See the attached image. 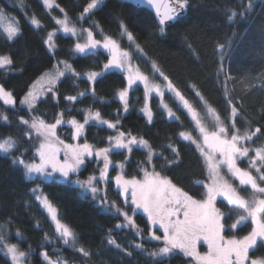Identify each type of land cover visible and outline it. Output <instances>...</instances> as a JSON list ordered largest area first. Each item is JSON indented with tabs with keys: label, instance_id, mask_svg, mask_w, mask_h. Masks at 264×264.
Listing matches in <instances>:
<instances>
[{
	"label": "trees",
	"instance_id": "trees-1",
	"mask_svg": "<svg viewBox=\"0 0 264 264\" xmlns=\"http://www.w3.org/2000/svg\"><path fill=\"white\" fill-rule=\"evenodd\" d=\"M55 1L67 12L71 23L77 28L92 27L94 34L99 36L101 32L93 27V23L98 22L103 34L117 39L121 47L132 53L134 61L140 64L143 59L151 67L152 62H156L190 103L202 112L205 104L195 96V91L198 90L207 101V105L214 108L222 119H226L230 109L224 96L223 77L219 81L216 77V69L219 67L217 45L226 43V39L230 38L232 44L224 60L225 69L234 77L227 81L229 98L238 107L242 106V117H237L238 126L242 130L245 127L252 131L256 127L261 128V132L253 137V141L249 144L253 147L264 145V90L261 89L260 83V78L264 77V0H253L252 12L245 18L238 16L234 22L227 21L226 9L236 8L239 11L240 0H188L187 14L180 18L179 22L166 26L163 35L158 31V21L153 13L126 0H105L82 21L79 20V16L89 0ZM244 2L246 3L247 0ZM0 9L6 15L15 18L21 30L13 41L0 32V54L10 55L13 60L10 70L7 72L0 70V84L12 91L16 99V106L5 105L0 100V112H5L10 118L7 124L0 121V138L9 135L14 137L18 141L19 151L12 155H18L19 152L27 149L24 158L30 160L34 156L32 145L37 144L38 141L35 137L31 140L24 137L23 126L18 124L17 117L29 116L27 107L18 104L32 82L43 71L52 68L56 60L71 62L78 73L100 72L109 54L99 50L96 55H72L70 48L73 47L76 39L63 34L55 36L57 51L55 55L50 53L44 40L48 32L57 28L55 18L62 17V12L55 7L50 10L44 8L41 0H0ZM33 15L40 20L41 27L36 28L30 24ZM121 23L133 34L135 43L143 49L142 53H138L135 46H129L126 37H121ZM144 70L146 75L153 77L155 81L158 79L159 74L155 75L153 70L147 71L146 68ZM241 80L255 84L256 87L246 92ZM126 84L124 73L115 69L98 78L91 86L86 76H81L73 85L72 78L66 75L57 83L59 103L51 99V94H48L38 102L34 114L41 116L48 123H54L55 115L63 112L64 120L74 117L83 122L85 112L82 110L90 108L92 111H100L104 119L115 122L119 112L122 116L119 125L121 131H130L133 135L142 136L156 151H161L162 145L174 144L179 151L181 162L164 170L162 174L168 176L174 184L194 198H204L203 182L208 179V173L203 158L196 151L195 145L178 137L180 131L192 130L194 123L185 111L178 110V104L173 100H170L172 108L180 116L183 124L171 121L158 107V101L154 100V118L153 122L148 124L144 113L140 111L144 104V91L140 85L129 91V111L123 112L122 103L116 93ZM90 87L95 88V98L90 92ZM81 91L86 95L78 97L76 102H68L64 99L67 95H77ZM167 98L171 96L168 95ZM85 128L82 140L86 139L97 148L106 147L107 137L115 135V130L108 129L106 125L96 126L94 122L86 125ZM71 132V127L66 124L57 128V135L66 143H74ZM196 134L193 132L194 136ZM163 154L172 158L171 153L166 149H163ZM12 155L0 153V225L6 226L4 233L7 234L8 240L18 243L25 252L30 251L27 264H44L40 257L42 252H47L55 259L57 254L53 249L56 247L61 248L60 251L69 264H81L84 259L69 247H61L60 243L53 242L57 235L53 231L52 222L31 192V189L37 186L56 206L59 218L76 233L78 237L76 246H83L93 253L86 264H151L146 252H140L131 246L134 242H143L144 247L151 251L162 245L159 241L148 239L146 215L142 212L135 215L137 225L143 229L144 239L141 241L130 230H116L115 225L123 223V218L105 213L98 206V201H94L89 194L82 195L78 188L63 181L45 183H41L40 180L28 181L23 175L22 167L12 163ZM144 158L145 150L133 151L130 162L125 168L127 177L136 175L140 178L142 174L137 173V161H142ZM111 159L118 162L122 161L124 156L113 154ZM155 163L157 170H160L164 161L158 159ZM240 165L245 167L243 162ZM94 168H96L95 160L81 169L79 179H86ZM112 172L116 171L112 170ZM96 174L98 175V172ZM76 178L75 175L72 176L73 180ZM107 197L109 202L116 201L123 207L122 198L118 197L111 183L107 185ZM222 201L223 199H216V206L226 211L224 208L226 201L223 203ZM248 227L250 224H245L233 230V233L240 237L247 234ZM109 229L113 230L112 235L117 242L132 253L131 256L106 243L102 244ZM17 231L20 236L16 235ZM233 233H225V235ZM45 234L48 235L50 243L45 241ZM258 252L257 254L264 255V248H259ZM0 264H10V260L3 253H0ZM165 264L194 263L192 258L177 253L166 260Z\"/></svg>",
	"mask_w": 264,
	"mask_h": 264
},
{
	"label": "snow or ice",
	"instance_id": "snow-or-ice-1",
	"mask_svg": "<svg viewBox=\"0 0 264 264\" xmlns=\"http://www.w3.org/2000/svg\"><path fill=\"white\" fill-rule=\"evenodd\" d=\"M139 4H146L155 9L158 18V31L161 35L165 34L166 26L169 22H179L183 11L188 7V0H136ZM103 0H89L79 16V20H84L97 9ZM45 8H52L55 0H43ZM253 10V0H240L239 11L236 8H227V21L234 22L239 16L245 18ZM64 12L63 8H60ZM6 14L0 9V20ZM55 23L59 25V31L69 37H77V41L70 48L72 55L88 54L96 55L102 48L109 53L107 62L102 65V71H87L78 73L67 60H58L53 70L42 73L31 85L27 93L20 100L21 105H26L29 116L17 117L18 124L23 126L24 137L31 140L35 137L37 144L32 145L34 156L30 160L24 157L27 149L19 151L18 141L12 136L0 138V153L12 155V163L19 165L23 169V175L28 181L40 180L45 182H60L70 184L78 188L82 195L89 194L94 201H98V206L105 213L116 217H122L123 223L115 225L116 230L127 229L143 241V229L136 223L135 215L142 212L146 215V225L148 227V239L162 242L151 251L144 247L143 242H134L131 246L140 251L146 252L151 264H165L166 260L176 255L178 252L187 257L194 258L197 264H264V258H251L250 250L255 251L257 247H264V145L253 147L247 142L253 141L260 127L254 131L245 127L243 130L238 126L237 117H242L241 107H238L229 98L227 81L234 79L225 69L224 60L227 51L231 47L232 40L226 39V43H219V67L216 69V77L219 81L223 77L224 96L230 112L226 119H222L214 108L207 105V101L197 90L195 96L205 104V116L210 117V122L206 121L205 116L193 106L179 88L161 70L156 62H152V69L158 73L166 82L164 85L154 84L150 77L142 73L139 68H133L131 60L132 53L121 47L119 41L110 35H104L101 29L102 39H96L92 27L77 28L70 23L67 14L64 17L55 18ZM30 24L36 28L41 27L40 20L33 15ZM93 27L99 28L98 22L93 23ZM121 37H126L129 46L135 45L138 53L143 49L135 43L133 34L127 30V26L121 23ZM5 31L9 40L15 39L20 34L17 25H9ZM56 31L47 33L44 43L50 53L55 55L57 45L54 43ZM84 42H79V39ZM191 48V45H189ZM194 51V50H193ZM195 54V52H194ZM13 60L10 55H0V70L7 72L11 69ZM63 65V67H60ZM119 70L124 73L127 84L116 93L122 103L123 112L129 111V91L134 90V86L142 83L144 90V104L140 109L144 113L147 123L153 122V112L149 104V98L153 92L160 98L158 107H162L168 118L173 122L183 121L176 111L165 102L164 96L170 94L173 102L178 104V110H183L194 123L192 130H182L178 137L182 141H187L195 145L196 151L203 158V163L207 168L211 182L206 185L207 191L202 199H196L188 192L182 190L172 180L163 175L164 170H168L181 162L178 149L173 143L162 145L161 151H156L147 139L142 136L133 135L130 131L120 130L122 116L119 114L115 122L104 119L100 111L84 109L83 122L74 117L69 120L63 119V112L55 115L54 123L46 122L41 116L35 115L36 106L41 97L51 94V99L59 103L56 87L61 78L69 75L73 85L81 76H86L90 86L94 85L98 78L110 73L112 70ZM244 83L245 91H251L256 87L255 84ZM261 89L264 90V77L260 78ZM90 92L95 98V88L90 87ZM81 91L77 95H67L64 99L68 102H76L78 97L85 96ZM0 100L5 105L15 106L16 99L12 91L4 88L0 84ZM9 116L5 112H0V121L9 123ZM90 122H95L96 126L106 125L108 129L115 130V135L107 137V146L97 148L87 142L66 143L57 135L58 126L70 125L72 128L71 138L79 140L85 130V126ZM246 123H250L247 122ZM193 132L198 135H193ZM135 149L145 150V158L137 161V173L142 174L140 178L136 175L127 177L125 172L126 165L130 162V156ZM163 149L171 153V157L163 154ZM113 154L124 156L122 161L114 162L111 159ZM39 158V163L35 161ZM162 159L164 163L157 170L155 160ZM247 160L246 167H241L238 161ZM95 160L96 168L86 179H79L82 168H86L88 163ZM110 169L116 171L115 176L110 175ZM222 170H226V173ZM98 172V175L96 174ZM75 175L77 178L72 179ZM233 181H238V184ZM114 184L118 197L122 198L123 207L116 201L109 202L107 197V185ZM200 183V182H197ZM34 199L44 210L51 222L55 226V233L64 245L68 246L75 253L80 254L84 259L81 264L91 259L93 253L83 246L77 247L78 237L73 229L62 221L58 216V209L48 199L39 186L31 189ZM217 196H222L224 208L216 206ZM233 216L235 219L233 220ZM229 221H232L229 223ZM250 221V231L246 235L237 238L233 230L243 227L245 222ZM5 225H0V253L10 260V264H25L30 258V251H21L18 244L7 243V237L3 234ZM112 229L108 230L106 243L128 256L132 253L123 248L112 235ZM225 233H233L225 235ZM20 236L19 231L16 233ZM49 241L48 235L44 237ZM203 240L207 244V252L201 254L197 250L198 243ZM31 249V245H29ZM56 258L53 259L47 252L40 253L44 264H69L60 249H53Z\"/></svg>",
	"mask_w": 264,
	"mask_h": 264
},
{
	"label": "rangeland",
	"instance_id": "rangeland-1",
	"mask_svg": "<svg viewBox=\"0 0 264 264\" xmlns=\"http://www.w3.org/2000/svg\"><path fill=\"white\" fill-rule=\"evenodd\" d=\"M42 1V3H43V0H41ZM105 0H103V2H104ZM55 4H58L56 1H55ZM59 5V4H58ZM102 5V4H101ZM100 5V6H101ZM60 6V5H59ZM99 6V7H100ZM55 7V5L52 7V8H54ZM45 8V7H44ZM55 8H57V7H55ZM60 8H62L61 6H60ZM59 8V9H60ZM46 9H48V10H50L51 8H46ZM95 10V9H94ZM65 13L67 14V12L64 10V12H62V17H57V18H63L64 17V15H65ZM67 16L69 17V15L67 14ZM15 18H11L10 16H8V15H6V17L3 19V20H0V32H2L6 37H7V32L5 31V29L9 26V25H13V26H15V25H17V21L16 20H14ZM31 19V18H30ZM69 21H70V23H71V20H70V18H69ZM87 28V27H86ZM79 29V28H78ZM101 29L100 28H97V31L100 33L101 31H100ZM54 31H56V33L57 34H63V35H65L64 33H62L61 31H59V25H57V28H55V30ZM56 34V35H57ZM55 35V36H56ZM99 36H96L95 35V38L96 39H102V35L101 34H98ZM55 36H54V38H55ZM66 36V35H65ZM53 38V39H54ZM75 39H76V41H77V37H74ZM13 41V40H12ZM79 42H81V43H83L84 42V40L81 38V39H79ZM54 43H55V40H54ZM133 46H135V45H133ZM123 48V47H122ZM100 50H103L102 48L100 49ZM104 51H106V50H104ZM107 52V51H106ZM108 53V52H107ZM109 54V53H108ZM1 55V54H0ZM78 55H84V54H78ZM57 61L58 60H56V62L54 63V65H53V67L52 68H50V69H48V70H46V71H51V70H53V68H54V66L56 65V63H57ZM69 62V61H68ZM69 64H71V62H69ZM131 64H132V66H133V68H139V70L142 72V73H144V74H146L144 71V69L146 68V70L147 71H150V70H153L152 69V67L151 66H149V65H147L146 64V62L142 59L141 60V63L139 64L138 63V61H134L133 59L131 60ZM72 65V64H71ZM73 66V65H72ZM60 67H63V65H61ZM10 70V69H9ZM46 71H43V73L44 72H46ZM155 75H158V73H154ZM158 77V79H156V81L154 80V78L153 77H151L150 76V80L154 83V84H160V85H164L166 82L163 80V77H160V76H157ZM62 79V78H61ZM34 82H32V84H33ZM31 84V85H32ZM31 85H30V87H31ZM137 85H140L142 88H143V85H142V83H139L138 82V84ZM137 85H135V86H137ZM134 86V87H135ZM29 87V88H30ZM29 90V89H28ZM144 91V90H143ZM168 93L166 92L165 93V96H164V100H165V102H167V103H169V106L172 108L173 106L171 105V103H170V100H172V98H167V96L168 95H170V94H168ZM23 98V97H22ZM21 98V99H22ZM42 98H44V97H41V99ZM20 99V100H21ZM154 100H157L158 101V104H159V100H160V98L156 95V93L155 92H153L152 94H151V97L149 98V104H150V107H151V109H152V112H153V104H154ZM18 105H20V106H23V107H27L26 105H21L20 104V101H19V104ZM15 106H16V104H15ZM160 109H162L164 112H165V114H166V116H167V113H166V111L162 108V107H160ZM173 109V108H172ZM173 111H175L174 109H173ZM200 112V111H199ZM201 113V115L202 116H205V105H204V109H203V111L202 112H200ZM168 117V116H167ZM153 118H154V113H153ZM190 118V117H189ZM169 119V118H168ZM205 119H206V121H208V122H210V120H211V118L210 117H206L205 116ZM147 120V119H146ZM91 123V122H90ZM95 123V122H94ZM68 126H70V125H68ZM71 127V126H70ZM72 129V128H71ZM86 129V128H85ZM84 134H85V130H84ZM84 134H83V136L79 139V140H74V143H72V144H76V143H83L84 141L82 140V138L84 137ZM196 135H198V133L196 134ZM248 144H249V142H247ZM36 162L37 163H39V158L37 157V160H36ZM241 162H243L244 164H245V167H246V165H247V160L245 159V160H241V161H238V164L240 165V163ZM241 166V165H240ZM207 170V169H206ZM223 172H225L226 173V170H222ZM207 173H208V171H207ZM110 175L111 176H115L116 175V172L114 173V172H112V170L110 169ZM128 178H131V177H128ZM211 182V180H210V176H209V173H208V179L207 180H205L204 182H203V184H204V186H205V194H206V191H207V188H206V185L207 184H209ZM234 183H236V184H238V181H233ZM113 187H114V190H115V186H114V184H113ZM40 188V187H39ZM41 191L43 192V190L41 189ZM44 193V192H43ZM45 194V193H44ZM216 199H223V197L222 196H217V198ZM251 222L250 221H248V222H245V224H250ZM244 224V225H245ZM52 225H53V228H54V230L53 231H55V226H54V224L52 223ZM248 231H250V227H248ZM248 231H246V232H248ZM3 234L7 237V234L6 233H4V230H3ZM57 235V234H56ZM246 235V234H245ZM243 236V235H242ZM6 242L7 243H13V244H18V243H16L15 241H12V240H8V237H7V239H6ZM53 242H55V244H59L60 243V246L61 247H65L66 245H64L63 244V242L61 241V240H59L58 239V237L57 238H55L54 240H53ZM160 242V241H159ZM160 244H162V242H160ZM162 246V245H161ZM68 247V246H67ZM20 248V247H19ZM55 249H61V248H59V247H56ZM20 250L21 251H24L23 249H21L20 248ZM197 250L201 253V254H203V251H202V248H201V246L200 245H197ZM250 251H252V250H250ZM207 252V251H206ZM179 253V252H178ZM204 253H205V251H204ZM255 253V258H264V256H262V257H260V255H258L257 254V248H256V251L254 252ZM259 253V252H258ZM181 254H183V253H181ZM184 255V254H183ZM185 256V255H184ZM191 258V257H190ZM192 261H193V263L194 264H197V261L194 259V258H192ZM28 263V261H26L25 262V264H27Z\"/></svg>",
	"mask_w": 264,
	"mask_h": 264
},
{
	"label": "water",
	"instance_id": "water-1",
	"mask_svg": "<svg viewBox=\"0 0 264 264\" xmlns=\"http://www.w3.org/2000/svg\"><path fill=\"white\" fill-rule=\"evenodd\" d=\"M127 2H129L130 4H133V5H135V6H138L139 5V7H143V8H145V9H147V10H149L151 13H153V15L155 16V18L157 19V21H158V18L156 17V14H155V9L154 8H151L150 6H148V5H146V4H139V3H137L136 2V0H126ZM164 2H167V0H162V3H164ZM187 9L185 10V11H183V13H182V15H181V18L182 17H184L186 14H187ZM175 22H169V25H172V24H174ZM168 25V26H169Z\"/></svg>",
	"mask_w": 264,
	"mask_h": 264
},
{
	"label": "flooded vegetation",
	"instance_id": "flooded-vegetation-1",
	"mask_svg": "<svg viewBox=\"0 0 264 264\" xmlns=\"http://www.w3.org/2000/svg\"><path fill=\"white\" fill-rule=\"evenodd\" d=\"M240 237H242V236H240ZM240 237H237V238H240ZM198 245L201 246L203 253H204V251L206 252V251L208 250V248H207V244H206L203 240H201V241L198 243ZM259 248H262V247H257V252L259 251ZM263 248H264V247H263ZM255 251H256V250H255ZM255 251H250V252H249L250 257L253 258V259H255V253H254ZM260 253H262V252H260ZM258 255H260V257L264 256V255H262V254H258Z\"/></svg>",
	"mask_w": 264,
	"mask_h": 264
}]
</instances>
